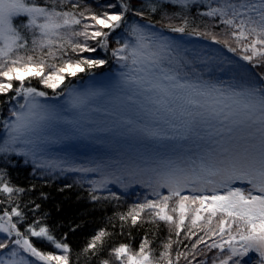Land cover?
Segmentation results:
<instances>
[{
	"label": "snow or ice",
	"instance_id": "snow-or-ice-1",
	"mask_svg": "<svg viewBox=\"0 0 264 264\" xmlns=\"http://www.w3.org/2000/svg\"><path fill=\"white\" fill-rule=\"evenodd\" d=\"M214 0H208L207 11L200 13L209 18H219V23L231 30V36L245 52L251 55H244L246 61L259 58L264 62V0H216L218 6L213 7ZM68 3V0H0V95L14 92L10 99L17 100L23 97L24 103H19L16 108L10 110L11 121H5L3 130L5 136L0 143V154L8 155H29L28 152L17 148L18 144L31 143L27 139L29 134L35 131L39 120L45 118L43 106L37 101V97L46 95L35 87L26 86V81L38 78L40 83L50 89H57L64 83L66 76H76L77 73L85 72L86 69L99 68L106 64L104 59L83 58L75 62L63 60L67 49L73 52H96L87 41L100 38L98 43L101 47H107L109 33L120 28L125 13L129 11L128 3L121 0L119 5L108 3L109 9H116L111 12L95 13L85 15L84 11L58 10ZM167 4H177L182 8H188L195 0H164ZM79 7L78 2L71 4V9ZM151 10L155 12L156 6ZM136 15H143L136 12ZM25 17L19 24L14 23L15 18ZM91 20L94 24H83L81 20ZM188 25L186 17L180 26H171L170 31L184 33ZM74 26H80L76 30ZM99 26V28H96ZM89 29H95L89 31ZM107 29L108 31H104ZM196 35L199 31L193 30ZM133 34L136 35V45L130 46L125 43L112 51V55L118 60L126 61L131 57L133 65L145 64L144 68L134 69L151 73L152 68L157 66L160 58L157 53L150 55L144 51L150 45L144 43L146 37L143 30L134 26ZM29 35L31 36L29 46ZM83 37L84 42L75 38ZM215 39V38H213ZM242 41L248 43L241 44ZM161 49L169 47L166 43H159ZM229 48V51H235ZM127 52L128 55H122ZM39 53V55H36ZM61 59L62 63H49ZM47 69V71H46ZM142 78L125 80V83H138ZM176 78L164 74L157 77L155 82L147 81L148 87L144 90L156 96L155 103L160 105L155 112L149 115H156L163 111L167 115L161 117L168 123V116L172 120H178L179 125L172 124L178 131V136L165 137L157 132L145 129V135L160 139L188 140L191 135L196 134L199 123H207L210 120H219L221 127L215 133L209 132V136L220 137L219 141H213L215 146H205L195 159L185 167L175 165L172 161L166 162L167 171L157 172L162 182L159 187L168 188V195L155 193L159 199L148 200L143 204L135 205L127 215L120 216L121 221L131 219L135 226L141 218V213L146 209L151 210L150 215L156 220L164 221L175 226V235H181V229L186 219L191 220L188 228L190 239L196 233L193 231L203 221L206 228L205 234L210 237H219V242L213 240L207 244L209 251L218 250V255L213 259V264H241L238 257L255 253L259 259L257 264H264V86H257L255 83L247 82L240 91L233 92L236 107L229 111L224 108H216L212 104H201L199 101L189 100L188 103L202 111L181 110L179 116L175 111L168 108L165 97L170 95V88L192 87L187 84L175 82ZM163 81H169L164 84ZM14 82L18 85L14 86ZM218 89L212 88L207 91H199L201 96H211ZM97 91H90L88 95H98ZM81 96L73 98V106L81 101ZM224 107H230L225 105ZM227 134V141L224 134ZM234 133H239L234 135ZM203 139V137H199ZM43 167L44 165H40ZM88 171L89 169H79ZM0 172V193L8 194L9 197L15 193H23L25 189L10 187ZM108 181L102 180L101 184ZM247 185V187L234 186L235 184ZM185 188L195 195H182ZM113 195H115L113 193ZM176 198L175 206L171 208L176 213V218L169 214V202ZM93 199L97 197L93 196ZM39 208V205H36ZM206 214V215H204ZM12 217L23 219V213L17 207L11 211H4L0 215V234H7L15 239H0V250L12 247L8 257L0 255V264H34L19 255L22 250L28 256L34 258L35 262L42 264H70V246L63 240H56L50 234L49 229L40 226L38 230L32 225L22 234L17 223H13ZM217 223L212 227L213 219ZM154 222V221H150ZM106 235L105 231H99L87 244L85 252L94 250L96 244L102 241ZM30 237L38 238L41 243L47 242L54 245L55 249L62 250L63 254L57 255L50 252L38 250L31 242ZM148 240H143L139 250L133 253L128 245L121 244L113 249L118 264H173L169 255L172 241L169 239L163 245L164 251L160 253L159 259L154 262L151 251L148 249ZM204 243V236H200L191 247L197 248L198 244ZM93 254H95L93 252ZM187 252L177 251V261L184 257L187 259ZM195 257L193 256V259ZM101 264H109L108 261H101ZM187 264H192L191 260ZM203 264V262H201Z\"/></svg>",
	"mask_w": 264,
	"mask_h": 264
},
{
	"label": "rangeland",
	"instance_id": "rangeland-1",
	"mask_svg": "<svg viewBox=\"0 0 264 264\" xmlns=\"http://www.w3.org/2000/svg\"><path fill=\"white\" fill-rule=\"evenodd\" d=\"M160 1L164 0H153L151 3L157 4ZM213 3V7L218 6L216 0ZM15 19L16 24H19L26 18L22 16ZM87 24L94 22L89 21ZM134 26L143 30L146 37L144 43L150 45L144 51L148 55L157 53L160 58L159 65L149 66L152 68L149 74L134 70L144 68L145 64L130 66L119 60L121 62L118 61L112 73L98 81L71 87L62 99L58 97L57 89H52L50 92L52 95L49 97L46 95L37 97V101L43 106L45 118L38 121L35 131L27 137L31 143L16 145L29 155H8L22 157L35 169H41L49 174H71L75 178L84 179L94 192L107 193L115 190L124 194L134 191L142 194L146 201L157 200L159 199L155 194L157 191L161 195H168V188L159 187L162 178L157 172L164 173L168 170L167 161L185 167L204 150L205 146H215L213 141H219L220 137L216 135L210 137L209 132L215 133L221 124L219 120L199 123L196 134L191 135L188 140L146 136L145 129L165 137L179 134L172 127V124L179 125L178 120H172L171 116H168L169 122L165 123L161 117L167 114L163 111L156 115L148 114L161 106L155 103L156 96L153 93L144 90L149 86L147 81L155 82L157 77L162 78L167 74L174 76L175 82L179 84L192 86L169 89L170 95L165 97L166 105L173 109L177 116L181 110H203L193 108L188 103L190 99L229 111L236 107L234 91H240L249 81L257 86H264L242 55L232 53L215 39L198 36L195 32L174 33L170 29L139 19L126 27L128 34L120 37L122 44L117 48L125 43L130 46L136 45V35L132 32ZM92 30L95 29H89ZM161 42L169 47L161 49L159 47ZM101 48L102 53L109 55L107 47ZM137 78L142 80L138 83L124 82ZM212 88L219 91H214L211 96L197 94L199 91ZM90 91H97L99 94L88 95ZM77 95L82 99L74 107L72 101ZM17 101L18 104L24 103L23 97L17 98ZM225 105L230 107L226 108ZM12 119L14 118L8 117L6 121ZM4 136L2 130L0 143ZM201 136L203 139L199 138ZM224 140L227 141L226 133ZM105 179L108 182L102 185L101 181ZM234 186L247 187L239 183ZM183 192L197 194L188 188ZM1 235L7 237L6 233ZM12 247L15 246L0 250V255L9 258L8 252L12 251ZM56 254H63L62 250ZM19 255L32 262V257L22 250H19ZM237 259L250 260L252 264H257L259 257L255 253H249Z\"/></svg>",
	"mask_w": 264,
	"mask_h": 264
},
{
	"label": "trees",
	"instance_id": "trees-1",
	"mask_svg": "<svg viewBox=\"0 0 264 264\" xmlns=\"http://www.w3.org/2000/svg\"><path fill=\"white\" fill-rule=\"evenodd\" d=\"M153 0H124L128 3L129 11L125 13L124 20L120 28L109 33L107 37V52L109 55L102 53V48L96 40H89L87 43L97 49L96 52H73L67 49V55L63 60L76 61L83 58L104 59L106 64L94 69H86L85 72L77 73L76 76H66L64 83L57 88L59 98H64L68 90L73 86H83L91 81H98L106 75L112 73L115 66L118 64V59L112 55L111 51L122 44L120 38L123 34H128L126 27L135 20H146L151 23L160 25L165 29H170L171 26H180L183 23V18L186 17L188 25L185 32L193 33L194 29L201 33L202 37L215 38L227 49L235 48L239 55H251L250 52H245L238 45L235 38L231 36V30L219 23V18H209L200 15L201 12L207 11L208 2L195 1L188 8H182L177 4H167L160 1L157 4L151 3ZM43 2V0H41ZM78 2L79 7L75 10L71 9V4ZM121 0H68L62 9L64 11H85V15H90L92 12L97 14L103 12H111L116 9L106 7L108 3L119 5ZM155 5L156 11L153 12L151 7ZM214 3H212V6ZM136 12H142L143 15H136ZM16 20L14 23H16ZM91 20H81V25ZM76 30H81L80 26H74ZM104 31H108L104 29ZM79 42H84L83 37L75 38ZM31 36L29 35V46ZM248 43L242 41L241 44ZM36 55H39L37 53ZM124 55H128L127 52ZM131 57L123 61L124 65H130ZM62 63L61 59L55 61L49 60V63ZM121 61H119L120 63ZM251 69L258 75L261 83L264 85V62L259 58L248 61ZM47 71V69H46ZM18 82H14V86ZM26 86L35 87L46 93L49 97L52 89L45 87L40 83L38 78H33L30 82L26 81ZM15 95L14 92H9L0 95V133L3 130V124L10 116V110L18 104L17 100L10 98ZM0 172L4 174L3 178L9 183L10 187H20L25 189L23 193H13L11 197L8 194L0 193V215L4 211H11L12 207H17L23 213V219L12 217L13 223H17L18 230L24 234L29 225H32L36 230L40 226L47 227L53 237L61 241L67 242L70 246L69 262L70 264H101V261H108L109 264H118L115 258L113 249L121 244L128 245L131 251L135 253L139 250L140 243L147 239L148 249L154 258V262L159 259L160 253L164 251L163 245L171 239L172 246L169 249V255L173 264H187L188 260L192 264H213V259L218 255L217 249L208 250L207 244L213 240L219 242V237H210L205 234L206 228L204 222L201 221L197 227L193 229L196 233L189 239L188 228L191 226L190 216L185 221V225L181 229V235H175V226L164 221H159L151 217L150 211L145 210L141 213V218L138 223L133 226L131 219L121 221L120 216L127 213L138 204L146 202L142 194L130 191L120 194L115 190L107 193H98L91 191L88 183L84 179L75 178L71 174L57 175L49 174L41 169H35L29 162L24 161L22 157L14 155H0ZM113 193L115 195H113ZM182 195H192L185 192ZM195 195V194H193ZM93 196L97 199H93ZM149 198V196H148ZM176 198L169 202V214L176 218V213L171 212V208L175 206ZM39 205V208H36ZM206 215V214H204ZM154 221V222H150ZM217 223L216 218L213 219L212 227ZM105 231L106 235L102 241L97 242L94 250L85 252L87 244L99 231ZM200 236H204V243L198 244L196 249L191 245L196 243ZM7 238L0 234V239ZM15 235L11 239H15ZM8 239V238H7ZM31 242L38 250L50 253H58L59 249H55L54 245H50L46 241L41 243L38 238L30 237ZM177 251L187 252V259L181 257L176 259ZM93 252L95 254H93ZM193 256L195 257L193 259ZM32 262L34 258L31 259ZM241 264H252L250 260H240ZM163 264V262H161Z\"/></svg>",
	"mask_w": 264,
	"mask_h": 264
}]
</instances>
